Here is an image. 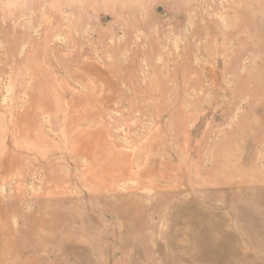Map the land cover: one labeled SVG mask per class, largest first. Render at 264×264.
Here are the masks:
<instances>
[{
    "label": "rangeland",
    "instance_id": "374dc122",
    "mask_svg": "<svg viewBox=\"0 0 264 264\" xmlns=\"http://www.w3.org/2000/svg\"><path fill=\"white\" fill-rule=\"evenodd\" d=\"M0 264H264V0H0Z\"/></svg>",
    "mask_w": 264,
    "mask_h": 264
},
{
    "label": "bare ground",
    "instance_id": "6f19581e",
    "mask_svg": "<svg viewBox=\"0 0 264 264\" xmlns=\"http://www.w3.org/2000/svg\"><path fill=\"white\" fill-rule=\"evenodd\" d=\"M199 230V228H197ZM194 236V235H193ZM196 237V236H195Z\"/></svg>",
    "mask_w": 264,
    "mask_h": 264
}]
</instances>
